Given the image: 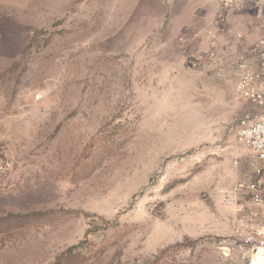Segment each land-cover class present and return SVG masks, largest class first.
Masks as SVG:
<instances>
[{
  "label": "rangeland",
  "instance_id": "374dc122",
  "mask_svg": "<svg viewBox=\"0 0 264 264\" xmlns=\"http://www.w3.org/2000/svg\"><path fill=\"white\" fill-rule=\"evenodd\" d=\"M215 8L0 0V264H264V191L228 203L261 111L207 55L239 50Z\"/></svg>",
  "mask_w": 264,
  "mask_h": 264
},
{
  "label": "built area",
  "instance_id": "2783aa9c",
  "mask_svg": "<svg viewBox=\"0 0 264 264\" xmlns=\"http://www.w3.org/2000/svg\"><path fill=\"white\" fill-rule=\"evenodd\" d=\"M241 1L219 0L216 12L218 33L227 31L228 14ZM253 17L256 26L264 32V3L257 6ZM217 43L215 34L208 37V57L217 61L224 60L226 67L231 68L234 74L237 95L254 103L261 111L259 114L249 112L242 115L237 124L238 139L250 148L261 163L257 171L259 178L256 181L238 183L228 198V203L235 206L238 212H244L247 203L237 201V197L258 202L264 191V34L245 49L226 51L228 48L226 45L220 56L217 52ZM261 242L264 243V240Z\"/></svg>",
  "mask_w": 264,
  "mask_h": 264
},
{
  "label": "crops",
  "instance_id": "0c3cea01",
  "mask_svg": "<svg viewBox=\"0 0 264 264\" xmlns=\"http://www.w3.org/2000/svg\"><path fill=\"white\" fill-rule=\"evenodd\" d=\"M214 1L216 6L215 11L217 12L219 0ZM263 3L264 0H242L241 2H239L236 8L233 11L229 12V16L227 17V31L220 34V39L224 40L227 43H230V45H233V47L236 49H245L259 37L263 36L264 32L256 26L253 17L257 6ZM204 14V11H202L198 19L199 21H204L202 23L205 24L206 27H204L203 29H198L201 32H208L210 30L214 31L217 27H211L212 25H210V21H208V19L203 16ZM187 30L192 33L195 28L191 27Z\"/></svg>",
  "mask_w": 264,
  "mask_h": 264
}]
</instances>
